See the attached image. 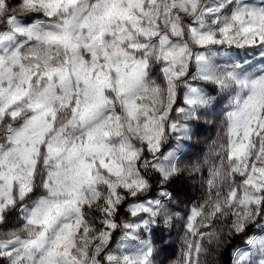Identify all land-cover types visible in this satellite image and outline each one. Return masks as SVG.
<instances>
[{
    "label": "clouds",
    "instance_id": "1",
    "mask_svg": "<svg viewBox=\"0 0 264 264\" xmlns=\"http://www.w3.org/2000/svg\"><path fill=\"white\" fill-rule=\"evenodd\" d=\"M262 38L264 0H0V264H264Z\"/></svg>",
    "mask_w": 264,
    "mask_h": 264
},
{
    "label": "snow or ice",
    "instance_id": "2",
    "mask_svg": "<svg viewBox=\"0 0 264 264\" xmlns=\"http://www.w3.org/2000/svg\"><path fill=\"white\" fill-rule=\"evenodd\" d=\"M26 2L28 4H32L33 3V0H26ZM130 2H131V0H130ZM262 39H264V38H262ZM201 42L204 43L205 41H201ZM262 87H264V86H262ZM201 103H203L202 100H201ZM259 107L260 108H264V97H262V101H261ZM258 110H259V108H258ZM153 215H155V213H153ZM254 243H259L262 247H264V238H262L261 240H259L257 242H254Z\"/></svg>",
    "mask_w": 264,
    "mask_h": 264
}]
</instances>
